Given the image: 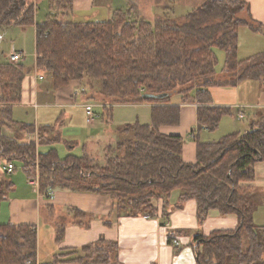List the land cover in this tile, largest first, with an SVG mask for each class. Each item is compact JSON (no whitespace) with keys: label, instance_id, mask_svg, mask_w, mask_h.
Masks as SVG:
<instances>
[{"label":"trees","instance_id":"obj_1","mask_svg":"<svg viewBox=\"0 0 264 264\" xmlns=\"http://www.w3.org/2000/svg\"><path fill=\"white\" fill-rule=\"evenodd\" d=\"M48 7L46 18L36 21L34 0H0V25L35 26L36 66L51 75L54 89L91 77L108 103L104 105L107 122L112 120L113 104L144 101L153 103L151 122L117 126L116 144L106 148L102 165L89 154L61 156L53 146L43 150L39 144L49 145L47 134L56 124L36 127L14 118L26 68L23 62H0V162L22 161L29 178L38 170L40 193L53 188L103 193L114 199L119 212L131 215L157 214L153 198L164 200L160 213H167L168 198L179 190L175 206L194 199L201 218L212 208L239 217L234 229L195 236L197 264H264V226L254 220L252 186L243 183L254 178L255 163L264 159V114L245 132L228 133L216 141L199 140L195 162L182 157V135L160 130L163 124L179 121V107L169 104L175 92L183 101L193 97L199 102L197 125L213 131L231 108L212 104L210 93L202 88L237 85L246 78L257 79L264 87V51L245 59L238 54L239 29L249 23L238 13L248 8L247 1L206 0L180 22L168 17L152 22L120 9L109 20L77 21L69 17L73 0H48ZM217 47L226 53L223 69L231 74L228 80L214 78ZM4 126L14 135L4 134ZM13 187V181L0 173V207ZM74 213L85 214L79 209ZM62 235L60 228L56 239ZM102 243L115 247L102 239L87 244L80 261L109 263ZM36 255L34 224L0 223V264H24L28 259L36 263ZM61 256L42 264H58Z\"/></svg>","mask_w":264,"mask_h":264},{"label":"crops","instance_id":"obj_2","mask_svg":"<svg viewBox=\"0 0 264 264\" xmlns=\"http://www.w3.org/2000/svg\"><path fill=\"white\" fill-rule=\"evenodd\" d=\"M169 1L170 6L168 7L161 0H73L74 9L69 17L77 21L109 20L114 12L120 9L129 10L134 16L152 22L167 17V14L170 17H176L180 22L187 12L206 0ZM246 1L248 8L243 10L239 16L249 21L245 26L250 27L248 34L256 44L240 47L239 43L238 54L241 59L264 51V0ZM176 13L178 14L175 16ZM36 21H38L37 18ZM0 62H9V60L5 59ZM24 66L26 75L23 80L22 101L14 104V118L33 123L36 127L44 124H56L53 131L47 134L53 136L49 139V145L45 144L49 148L52 146L50 144L60 137L59 118L64 119L65 117L66 121L70 119L74 123L80 117H86L87 121L86 106L93 104L97 116L94 121H87L89 125L85 128L87 134L83 137L84 144L82 145L84 152L80 154L68 152L65 155L73 153L92 156L94 153L101 152L104 156L106 146L114 143L117 139L116 127L103 126L104 122L107 123L104 116V105L108 103L104 102L101 97L95 96L97 91L87 85L85 79L72 80L67 85L54 89L52 81L48 82L46 79V73L38 71L36 62L32 66ZM222 70L224 71V69ZM41 75L42 78H40ZM230 77L231 74L228 77H215V79L228 80ZM262 88L260 82L249 79L237 85L214 84L202 89L208 90L212 97V104L230 107V113L232 114L234 111L235 118L237 117L236 112L241 106L251 108V115H253L251 121H253L264 114V90ZM196 90L191 91L192 96H195ZM169 104L179 107V121L163 124L160 126V130L168 134L182 135L183 133L188 138H193L184 141L182 145L181 154L187 162L197 160L196 152L199 140L216 141L230 133V131L221 130L219 135L211 136L206 125L198 126L197 107L199 102L193 97L183 101L181 96L177 97V100H174L172 96ZM35 105L37 107L33 108L32 106ZM152 105L153 103L149 101L115 103L113 104L112 119L117 126L135 121L150 123ZM32 108L33 115L30 113ZM58 111H60V115H57ZM99 120L101 122L94 125ZM229 120L222 118L220 127L226 121L227 124H230L229 129L231 130L245 132L249 129L250 124L243 130L233 129L236 128V122L233 120L231 123ZM188 124L194 125L193 129L187 133L185 128ZM3 133L8 136L14 135L13 129L7 126L3 127ZM68 134L74 136V139L73 137L69 138V141L71 140L73 143H70L68 147L74 148L79 144L75 141L76 138L82 139V137L75 138V131L68 132ZM200 135H203L204 138L201 139ZM29 179L28 176L25 181L12 179L15 183L12 194L14 197L4 206L7 208V205L9 206L11 203V210L14 205L18 207L14 212H10L8 218L0 210V223H32L35 225L37 255L36 263L32 264L49 263L59 254L62 256L58 264H85L80 261V259L84 261L82 256H86L82 247L96 243L101 239L115 244L114 248L107 243L101 244L109 252L110 262L106 264H197L193 246L197 234L209 235L214 230H230L239 224V217L236 213L222 214L216 208L210 209L203 218L199 217L197 203L194 199L185 201L180 207L175 206L179 198V190H174L168 198L167 213H160L164 209V200L153 198V204L158 209L157 214L131 215L119 212L114 199L107 194L69 188H53L48 192L40 193L39 186L31 187ZM243 183L252 186L255 204L254 220L258 225L264 226V159L255 163L254 178L243 181ZM18 186L21 187L20 193L17 192ZM25 192L31 194L32 199L19 198ZM29 201L33 203L31 208ZM76 209L83 211L84 216H75L74 210ZM60 228L63 235L57 240L56 235ZM173 239H178L179 245H175ZM178 247L179 250H177ZM24 264L30 263L26 261Z\"/></svg>","mask_w":264,"mask_h":264},{"label":"rangeland","instance_id":"obj_3","mask_svg":"<svg viewBox=\"0 0 264 264\" xmlns=\"http://www.w3.org/2000/svg\"><path fill=\"white\" fill-rule=\"evenodd\" d=\"M163 2L164 5L166 6H170V1L169 0H161ZM35 5H36V18L38 19V21H43L45 18H46V15L47 13L49 12V8H48V0H35ZM245 10V9H243ZM241 10L238 15L243 11ZM178 13L174 14L175 16L177 15ZM167 17H170L168 14L166 15ZM163 17V16H161ZM166 17V18H167ZM169 19L173 20V21H177V18L176 17H170ZM245 26V25H243ZM241 26L240 27V36H239V43H240V47L242 45H244V47H248L250 45H253V44H256V42H254L253 38H251L248 34L249 32V26H245L243 27ZM34 25H21V24H12L10 26H2L0 25V61H3L5 59H8L7 58V54H9L10 50L12 48H17V49H23L25 52H26V58L25 60L23 61L24 65L26 66H32L34 65L35 63V30H34ZM264 42V41H263ZM215 51L218 55V64H217V70H216V73L214 75V78L215 77H220V78H224V77H228L229 76V73L222 70L223 67H224V61H225V57H226V53L224 51V49L222 48H215ZM33 71V70H32ZM39 71V70H38ZM41 73H45L43 71H39ZM46 79L49 81H52L51 79V75L46 73ZM255 80L257 81L258 83L260 82L259 80L257 79H253V78H246V79H243L241 80L238 84H240L241 82H246V80ZM85 83H87V85H89L91 88H94L97 92L95 94V96H98V97H101L102 98V95L100 94V92L98 91L99 89V86H98V83L97 81H95L93 78L91 77H86L85 78ZM263 86V85H262ZM264 90V87L262 88ZM179 93L175 92L172 94L174 100H177V97L180 98V96H178ZM33 108H36L37 106H32ZM30 109V113L31 115L34 114V110ZM39 108H41V106H39ZM42 109V108H41ZM17 111L19 110L18 108L16 109ZM15 110V111H16ZM239 111H243L244 112V117H239ZM239 111L236 112V115L237 117L235 118V115H234V111L231 113H226L223 115L222 118H224V120H229V122L232 123V121L234 120V122H236V128H233V129H241L243 130L244 128H246L249 124H250V121H251V117L253 115H251L252 113V110L251 108H247L245 106H241V108L239 109ZM60 111H58V114L57 115H60L59 114ZM106 120V119H105ZM101 121H97L94 125L100 123ZM252 122V121H251ZM221 123V122H220ZM106 124V125H105ZM223 125H219V127L213 131H209L211 133V136H214L215 134L219 135V132L221 133V130H225V131H230V133L232 132H236V130H231L229 129V126L230 124H227L226 121L225 123H222ZM227 124V125H226ZM89 123L86 121V117H80L79 119L75 120L74 123L70 121V119L68 121L65 120V117L64 119H61L59 118V123H58V128H59V139L52 142V146H55L57 149H58V152L61 156H64L66 153L68 152H74V153H83V144H84V139L83 137L87 134V131H86V126H88ZM193 125L194 124H191V125H187L185 130L186 132L188 133V131H191L193 129ZM103 126H107L109 128H117V124H115V121L114 119H112L111 121L109 122H104L103 123ZM235 127V126H234ZM228 129V130H226ZM71 131H75L76 133V136H79V137H82L81 138H76L75 141L79 142V144L77 146H75L74 148H69L68 146H70V143H73V141H69V138L73 137L74 139V136L73 135H69L68 132L70 133ZM232 131V132H231ZM117 134V130L115 132ZM227 133V132H225ZM34 136H35V139H36V142H40V138L38 137V133L37 131L35 133H33ZM228 134V133H227ZM183 138H184V141H189L193 138H188L186 136V134H183ZM29 138L32 137V134H29L28 136ZM48 139L47 141L50 139V137H53V136H47ZM46 137V138H47ZM118 138V135L117 137ZM200 138L203 139L204 136L203 135H200ZM116 141L114 143H111L110 145H107L106 148L108 146H115L116 144ZM183 141V143H184ZM40 148L43 149V150H47L49 149L48 147H46L44 144H39ZM105 148V154L103 156V154L100 152L97 154L94 153L91 157L94 158V161L95 162H98L99 164H104L106 162V154H107V150ZM7 164V161L5 160H1L0 162V173L2 174V177H4L5 179L7 180H12V179H17V181H20L19 179H22L25 181L26 177H27V173L24 169V163L22 161H19V160H14V164H15V168L11 171V172H7L3 169V165ZM39 173V172H38ZM12 178V179H11ZM30 183V182H29ZM31 187H35L34 184L30 183ZM30 187V188H31ZM15 189V183H14V187L13 189H11L8 193V196L6 199H4L1 203V207H0V210L1 212L5 215V217H10V212H14L16 210V208L18 206H15L14 205V208H12L13 210L10 209V206H11V203L10 205L8 206L7 205V208L6 206H4V204L6 202H11L12 201V198L14 197L12 194H13V191ZM20 190H21V187L18 186L17 188V192L20 193ZM19 198H24V199H32L31 198V194H27L25 192V194L23 196H20ZM16 202V201H15ZM14 202V204H15ZM29 203V206L31 208V205L33 203H31V201L28 202ZM9 209V211L7 212V210Z\"/></svg>","mask_w":264,"mask_h":264},{"label":"built area","instance_id":"obj_4","mask_svg":"<svg viewBox=\"0 0 264 264\" xmlns=\"http://www.w3.org/2000/svg\"><path fill=\"white\" fill-rule=\"evenodd\" d=\"M26 58V52L23 50H19V49H12L11 52L8 55V60L11 63H19V62H23ZM43 76L41 75L40 78H42ZM86 111H87V121L92 122L95 120V117L97 116V113L94 109V105L93 104H88L86 106ZM239 117H244V112L243 111H239ZM3 169L5 171H9L11 172L14 168H15V164L13 161H9L7 162V164L2 166ZM30 183L34 184L36 187L39 186V173L38 170L36 171V174L34 177H31L29 179ZM173 243L175 245H179L180 241L178 239H173ZM27 263H34L33 260L28 259Z\"/></svg>","mask_w":264,"mask_h":264}]
</instances>
